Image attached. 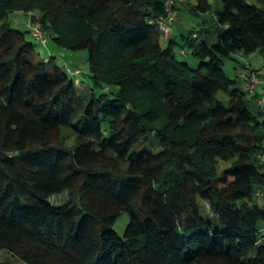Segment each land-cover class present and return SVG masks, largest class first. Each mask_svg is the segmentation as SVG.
Returning a JSON list of instances; mask_svg holds the SVG:
<instances>
[{
	"label": "trees",
	"instance_id": "trees-1",
	"mask_svg": "<svg viewBox=\"0 0 264 264\" xmlns=\"http://www.w3.org/2000/svg\"><path fill=\"white\" fill-rule=\"evenodd\" d=\"M165 1L0 0V251L16 258L0 264H264V92L224 70L264 51V0H222L213 42L185 37L197 68L160 44ZM12 11L39 12L43 45L88 50V99Z\"/></svg>",
	"mask_w": 264,
	"mask_h": 264
},
{
	"label": "rangeland",
	"instance_id": "rangeland-1",
	"mask_svg": "<svg viewBox=\"0 0 264 264\" xmlns=\"http://www.w3.org/2000/svg\"><path fill=\"white\" fill-rule=\"evenodd\" d=\"M190 4L178 3V14L175 16V20L171 24L172 34L171 38L175 39L177 42L173 44L174 53L177 60L187 62L192 67L197 68L200 63L198 59L193 54V47H190L185 43V39L188 38L191 31L199 34V39L207 42H213L216 37L218 25L216 20L217 12L222 10L223 4L222 0H210L212 2V7L210 11L202 13L200 11H194L193 5L195 4L194 0H190ZM251 3L258 5L257 0H249ZM39 15V12H24V11H12L9 12L6 16V21L10 24L13 29L20 30L22 32H27V38L31 40L36 47V57L37 59L44 60L51 57H55V61L60 65L65 71L70 69L68 72L73 78L78 79L84 83V93L83 96L85 99L90 97V94L94 88V83L91 77V70L89 64V52L88 50L81 51H71L66 48L58 46L49 36L50 33H46L48 38L47 45H43L38 41L32 34V28L29 26V23H32V16ZM186 37V38H185ZM167 39L161 34L160 35V44L162 47L167 46ZM181 51H184L186 55L181 54ZM66 63V66L63 65ZM251 65L254 69H263L264 70V51L257 50L250 54H245L244 52H239L232 55L229 58L225 59L224 70L228 77L241 81L242 83V73H244L245 66ZM77 71L79 73H77ZM264 80V78H263ZM117 87H113L112 91L116 92ZM95 93L101 94L104 90L95 88ZM114 98L113 95L110 96ZM218 98L223 104L228 105L229 96L221 91L218 94ZM154 138L148 144V147H155V150H158L157 146L153 144ZM232 161H220L218 164V173L222 174L224 170L231 167ZM52 202L56 205H61L66 203L69 200L67 192H63L60 195L52 197ZM201 206L203 205L200 202ZM129 223L128 213H122L117 221L114 224L115 231L123 237L125 230ZM260 227L264 229V221L260 224ZM0 260L1 261H12L16 263V258L10 255L7 252L0 251ZM17 264H21L20 260H17Z\"/></svg>",
	"mask_w": 264,
	"mask_h": 264
},
{
	"label": "built area",
	"instance_id": "built-area-1",
	"mask_svg": "<svg viewBox=\"0 0 264 264\" xmlns=\"http://www.w3.org/2000/svg\"><path fill=\"white\" fill-rule=\"evenodd\" d=\"M174 2L175 0H166L165 1V5L167 9L166 16H161L155 20V24L158 25V28L160 29V31L162 32V34L166 39L171 37L172 34L171 24L173 23V21L175 20V16L177 15V12L174 9H172ZM29 26L32 28V33L34 37L41 43L45 44L47 40L41 31L40 23L39 22L29 23ZM181 54L186 55L184 51H181ZM263 74H264L263 69L253 70L251 65H246L244 73H242L241 75L245 90L248 91L250 94L257 93L261 84H263V79H262ZM258 104L260 106H264V96L259 98ZM259 157L264 162V153H262Z\"/></svg>",
	"mask_w": 264,
	"mask_h": 264
},
{
	"label": "crops",
	"instance_id": "crops-1",
	"mask_svg": "<svg viewBox=\"0 0 264 264\" xmlns=\"http://www.w3.org/2000/svg\"><path fill=\"white\" fill-rule=\"evenodd\" d=\"M263 87H264V81H263V84H261V86H260V88L258 90V93L262 94L264 92Z\"/></svg>",
	"mask_w": 264,
	"mask_h": 264
}]
</instances>
